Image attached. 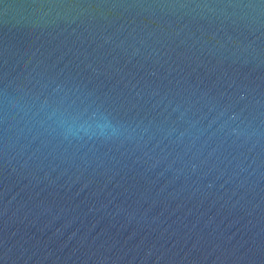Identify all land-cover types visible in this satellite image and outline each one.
I'll return each instance as SVG.
<instances>
[{"label": "water", "instance_id": "obj_1", "mask_svg": "<svg viewBox=\"0 0 264 264\" xmlns=\"http://www.w3.org/2000/svg\"><path fill=\"white\" fill-rule=\"evenodd\" d=\"M0 264H264V0H0Z\"/></svg>", "mask_w": 264, "mask_h": 264}]
</instances>
